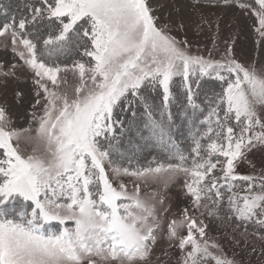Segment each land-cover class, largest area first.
I'll return each instance as SVG.
<instances>
[{
  "label": "snow or ice",
  "instance_id": "1",
  "mask_svg": "<svg viewBox=\"0 0 264 264\" xmlns=\"http://www.w3.org/2000/svg\"><path fill=\"white\" fill-rule=\"evenodd\" d=\"M223 3L253 18L264 48V0ZM0 16L15 61L0 62V86L26 71L35 91V127H11L0 105V264H154L162 241L179 264H244L216 254L206 218L256 237L264 253V161L238 171L264 156L256 61L236 59L231 44L219 58L194 53L172 34L184 23H160L148 0H0ZM181 175L188 204L177 216L166 193L142 196L141 183Z\"/></svg>",
  "mask_w": 264,
  "mask_h": 264
},
{
  "label": "rangeland",
  "instance_id": "2",
  "mask_svg": "<svg viewBox=\"0 0 264 264\" xmlns=\"http://www.w3.org/2000/svg\"><path fill=\"white\" fill-rule=\"evenodd\" d=\"M148 4L153 9V14L159 17L160 23H170L173 26L179 25L181 22L184 23L183 29L178 30L173 27L172 34L177 39H187L192 45L194 53L199 51L206 54L208 50H212L213 54L219 58L223 55L228 44H231L236 59L246 64L256 61L258 69L264 71V68H261V65H264V48H257L258 37L252 26L253 18L250 15L246 16L235 5H226L223 0H220L219 3H216L215 0L213 2L201 0L198 5L195 4V0H148ZM205 20L208 23H204ZM0 22H3L2 16H0ZM209 23L211 29H209ZM198 25L200 27H197ZM217 31L219 36L214 45L212 38ZM226 41L227 43H225ZM4 45L5 38H0V62H15L10 48H5ZM74 56L75 54H69L62 61L64 56H61L59 61L70 63ZM30 76V73L21 71L20 79L9 81L6 87L0 86V105L8 109L9 118L12 122L11 127L18 130L26 129L29 126L35 127L31 117L35 91ZM68 80L71 85L75 84V79L71 73L68 74ZM17 91H22L24 95L17 97ZM260 112L261 115H264V108L260 109ZM27 135L28 133H24V137ZM24 137L20 141V148L27 153L31 151V144ZM144 155L148 156L149 160L152 158L148 153ZM249 159L256 163V168L253 169L245 162L238 171L242 174L259 173L264 156L255 153L250 155ZM141 163H146V161L141 160ZM124 179L131 190L133 183L131 178ZM141 190V194L145 198H148L154 191L166 193L165 206L171 208L170 217L177 216L188 204V198L184 195V177L182 175L174 178L161 177L147 185L141 183ZM206 222L210 225L207 239L223 245L224 252L216 254H226L229 258L234 257L237 261L243 260L244 264H264V253H261L260 243L256 237L251 234L239 235L234 233L229 221H208L206 218ZM233 236H235V241H239V244L234 243ZM245 243L249 246L255 244L256 251L252 252L250 247H245ZM212 251L215 252V250ZM179 258V250L169 247L166 241H162L156 250L153 261L154 264H179Z\"/></svg>",
  "mask_w": 264,
  "mask_h": 264
},
{
  "label": "trees",
  "instance_id": "3",
  "mask_svg": "<svg viewBox=\"0 0 264 264\" xmlns=\"http://www.w3.org/2000/svg\"><path fill=\"white\" fill-rule=\"evenodd\" d=\"M68 56H69V55H68ZM66 57H67V56H64V58H62L61 61L64 60ZM61 61H59V62H61ZM63 63H64V62H63Z\"/></svg>",
  "mask_w": 264,
  "mask_h": 264
}]
</instances>
